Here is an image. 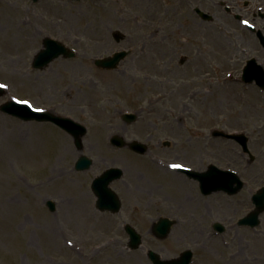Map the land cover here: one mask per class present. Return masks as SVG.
<instances>
[{
	"label": "rangeland",
	"instance_id": "374dc122",
	"mask_svg": "<svg viewBox=\"0 0 264 264\" xmlns=\"http://www.w3.org/2000/svg\"><path fill=\"white\" fill-rule=\"evenodd\" d=\"M13 1L0 0V85H3L0 88L4 90L0 106L12 100L27 101L35 109H49L56 115L71 118L84 125L88 133L83 138L82 149L78 150L72 136L54 125L25 123L0 110V123L4 128L27 127L26 139L10 143L11 152L23 149L25 141L32 145L35 139L45 146L29 164L17 162L18 159L13 158L15 153H11L7 173L0 174V178L7 181V188H13L15 202L27 204L24 211H15L13 224L7 226L0 197V264H50V260L55 261L54 264H58L57 261L152 264L147 256L149 250L160 254L164 260L192 250V264H264V212L258 227L238 225L254 208L252 196L264 187V93L242 84V73H227L233 69L231 61V66L222 63L224 72L221 69L218 72L217 65L212 64V68L208 63L203 74L197 72L200 64L197 58L204 57L200 54L206 47H211L215 55V52L223 53L224 47L220 44L214 52V38L197 44L199 40L193 39L182 24L181 9L176 10L171 0H149L152 4L142 6L140 11L136 9L137 0H124L126 4L129 2L127 9L117 10L115 20L109 17L106 20L110 23L104 30L106 40L103 42L93 39L96 26L105 28L98 17L92 18L88 4L69 0H47L46 3L45 0L34 8H15ZM53 4L62 5L60 11L71 16L79 11L83 15L53 25L54 22L48 20V7ZM150 7L152 13L148 14ZM178 28H185V35L176 33ZM117 29L126 35L120 44L111 36V31ZM48 36L75 50L76 57H61L42 70L34 69L33 60ZM150 42H159L157 51L146 50L152 45ZM119 49L131 50L132 54L117 70L105 71L94 66V59L107 57ZM183 58H186L184 64L181 63ZM159 70L166 74L152 77L157 82L143 76L146 71L157 74ZM139 89L146 91L148 97L152 94L161 97L154 109L146 107L148 102L137 101L141 94ZM163 91H167L166 99ZM99 102L104 105H98ZM139 109L144 112L138 122L126 124L121 119L123 113ZM149 111L154 113L146 114ZM214 129L246 134L254 160H250L236 142L213 138ZM117 134L128 142L146 143L149 152L140 156L114 148L109 144L110 138ZM4 138L0 130V150ZM65 141H69L74 154L60 156L62 164L52 173V162ZM164 141H169L170 147L163 149ZM82 155L93 164L89 170L77 172L75 164ZM153 159L160 161L169 172L158 175L152 167ZM209 164L236 172L245 182L243 189L234 196L223 192L203 196L198 182L172 167L181 165L204 171ZM112 167L127 172L113 185L122 198V218H99L91 210L94 198L90 184ZM128 171L134 174L138 171L141 175L136 184H130ZM174 175L192 186L187 196L189 203L184 204V198L176 194ZM145 179L155 182V188L146 190ZM68 182L77 183L78 194L92 195L85 202L90 203V214L82 215L79 227L72 219L71 209L76 204ZM6 185L0 180L1 189ZM48 200L56 204V212L47 208ZM130 216L137 219L130 221ZM160 217L176 221L165 240L157 239L152 233ZM191 217L196 220L191 224L193 228L187 225ZM215 223L224 226L223 233L217 234L213 229ZM125 224H132L143 237V246L136 251L128 249ZM48 229H52L51 232L55 229L61 235L59 240L73 246L74 240H78L82 247L67 249L59 242L55 251L48 249L43 233ZM88 240L93 245H89Z\"/></svg>",
	"mask_w": 264,
	"mask_h": 264
},
{
	"label": "flooded vegetation",
	"instance_id": "af4514ba",
	"mask_svg": "<svg viewBox=\"0 0 264 264\" xmlns=\"http://www.w3.org/2000/svg\"><path fill=\"white\" fill-rule=\"evenodd\" d=\"M43 1L45 0H39L38 2H34L33 0H15L12 2V5L15 6V8L24 7V6L34 8V6L36 7L40 6V3H43ZM171 1L173 2L172 6L173 7L176 6V10L178 8L181 9L182 14L184 15L183 16L184 18H182L183 19L182 24L185 25L191 31L190 32L188 30V34L193 39H197V41L199 40L197 44L201 45V43H205V41L210 40L207 38H214L212 39L214 43L221 44L222 47H224L223 53L222 52L217 53L215 52V50L218 48L214 47L213 45L214 47L213 49L214 52L216 53L217 58H215L214 60H210L208 62V65L214 68L212 64H215L217 65L218 69L216 70L218 72L219 69H221V71L224 72L225 65L222 63H225L226 65L228 64L229 66H231L232 64L233 69L231 68V70L240 74L244 71L245 67L251 62L252 66L255 67V69H258L261 73L259 74L258 70L254 72L255 73L254 76L256 77H253L254 81L253 84L252 83L250 84V86L252 88H259V89L262 88L258 82L262 81V73L264 74V0H171ZM77 2L88 4L92 11L91 12L92 18L96 19V17H98L101 20L100 21L101 25L105 28L102 29L98 26L94 28L95 31L92 32V36L93 39L96 40V42L98 41L103 42L104 40H106V33L104 32V30L108 29L107 25H109L110 23L106 21L108 17L112 20L113 19L115 20V18L117 17L116 15L117 10L125 11L128 7L127 5L129 4V2L126 4L124 0H82ZM113 3L115 4L113 5ZM50 8H53L55 10L58 9L60 10L63 8V6L62 5L58 6L56 4H53L48 7V12ZM114 31L115 30L111 31L112 38L114 37L113 36ZM218 35L220 36V39L216 38ZM150 43L152 45L148 46L149 48L146 50L150 52L157 51L159 42H150ZM129 51H130L129 55L132 54L131 50ZM146 53L148 54L149 52ZM202 66H203L202 64H199L197 69H200ZM132 89L133 88H129V90ZM139 90L141 94L140 96H138L137 101L148 102L146 107L154 109L155 104H157L160 101L159 99L160 96H157L156 94H152L151 97H148L146 91H143V89L142 90L139 89ZM163 92L165 93L164 97L166 99L167 91H163ZM171 92H172L171 94L173 95L174 90ZM131 112L135 113L138 116L137 118L138 121L139 118L142 117L144 111L142 109H139L137 111H131ZM148 113L153 114L154 111H149L146 114ZM121 119L122 120L124 119L123 115L121 116ZM162 120L166 121V118L163 117ZM170 145H171L170 142L164 141L163 149L170 147ZM125 149L131 151L132 153H135L129 148H125ZM136 172L137 173L134 174L133 172L128 171V173H130L129 176L131 178H134L135 176V179L139 180L141 178V175L139 174L138 171ZM179 173H181V175L183 176H186L188 179L192 180L190 176H188L187 174L182 172ZM126 174L127 172L124 171L123 169L122 177L113 180L110 184L111 190L115 192L118 196L120 195L118 191L113 187V185L118 181H120ZM131 178H130V184H133L131 183ZM90 191L94 198V200L92 201L94 216H99V218H103L106 216L107 217L120 216L118 218L119 219L122 218L121 214L123 207L121 209V212L117 214H113L110 212H102L98 210V208L96 207V202L99 197L91 186H90ZM119 198L122 201L121 196ZM125 215L127 217L128 213L125 212ZM131 216L129 217L130 221L137 219V217H131Z\"/></svg>",
	"mask_w": 264,
	"mask_h": 264
},
{
	"label": "water",
	"instance_id": "95a60500",
	"mask_svg": "<svg viewBox=\"0 0 264 264\" xmlns=\"http://www.w3.org/2000/svg\"><path fill=\"white\" fill-rule=\"evenodd\" d=\"M122 36L123 35L120 32H117L114 38H116L117 41H120ZM44 45L45 49L39 51V54L34 60L33 67L35 69H43L47 67L50 62H53L55 59L59 58L60 55L64 56L65 58H72L75 56L74 52L66 48V46L57 41H53L52 39L45 40ZM126 56L127 52L125 51L117 52L111 57L96 59L95 64L103 69H116ZM244 74V78L246 81L252 80L248 78L249 74L247 71ZM1 94L2 93L0 92V95ZM1 110L5 113L10 114V116H17L25 121L37 120L42 123L53 122L70 133L75 140L76 147L79 150L82 149V138L87 134V129L81 124L75 123L69 119L57 118L49 113L34 111L26 104L20 105L15 102L4 104L1 107ZM134 119V115L124 116V120L128 123H131L132 121H134ZM215 136H223V138L235 139L240 143L244 152L250 153L249 149L247 148L248 138L245 137L244 134L227 135L222 132H216ZM111 142L117 147H124L128 145L131 149L140 154H145L148 151V147L146 145L138 141L127 144L120 136H114ZM91 165L92 160H90L86 156H81L77 161L76 170L84 171L87 170V168H89ZM185 172L192 174V176H195L200 180L201 189L205 195L211 194L216 191H227L228 194L234 195L238 193L244 186V183L239 180L240 178L235 173L226 170H219L216 166L213 165L210 166L209 170H207V172L205 173H191V171L187 170H185ZM121 176L122 170L112 168L108 169L101 177H98L93 182V189L99 197L97 206L102 211L108 210L116 213L120 210V201L118 197H116L117 195L109 189V184L113 180L119 179ZM253 202L256 205V210L253 211L249 216L239 221L240 225H248L252 228H255L259 225V216L264 211V188H262L253 197ZM47 205L52 212L55 211V204L52 201H48ZM173 224V221L167 218H162L158 223L155 224L154 232L156 233L157 237L165 238L168 236ZM215 228L223 230L222 226L218 223ZM127 230L131 238V248H138L141 244V236L130 226ZM149 256L155 264H190L193 254L191 251H187L182 254L180 259L168 262L161 261L160 257L154 252H150Z\"/></svg>",
	"mask_w": 264,
	"mask_h": 264
},
{
	"label": "bare ground",
	"instance_id": "6f19581e",
	"mask_svg": "<svg viewBox=\"0 0 264 264\" xmlns=\"http://www.w3.org/2000/svg\"><path fill=\"white\" fill-rule=\"evenodd\" d=\"M148 3L152 4V2L149 0H137V2L135 4L136 9H139L138 11H140V10H142V6L146 7ZM158 9L161 10V8H159V7H158ZM147 13L148 14L152 13V7H150L148 9ZM82 15H83V13L80 14V11L76 12L74 15L71 16L70 14L61 12L59 9L55 10L53 8H50L48 20H51L52 23L54 22L53 25H60V24H64L66 22H69L70 18H77V17L80 18V16H82ZM182 29L183 28L176 29V31H177L176 33H180L181 35L185 34L186 30L185 29L182 30ZM213 45L216 48L220 47V44H218V43H214ZM205 49H206V51L203 54H200V55H203L204 57L198 56V58H197V61L200 62V64H203V68L197 69V72H201V74H203L204 66H206V64L210 60H214L215 58H217V56L215 54H213L211 47L208 46ZM162 74H166V72L164 70H159L157 72V74H153L151 71H146V72H144L143 76H148L152 81L157 82L156 78L153 79L152 77H154V76L159 77ZM58 93H61V92H58ZM61 94H63V93H61ZM58 96L60 99V95H58ZM61 98H62V96H61ZM98 105H104V104L102 102H99ZM26 129H27V127L25 125H22V126H13V127H11V130H8L7 128H4V125L2 124V122L0 123V130H2V136L5 137L4 138L5 139L4 144L0 150V153L2 154L0 156V174L7 173V168L9 165L8 162L10 160L9 157H12L11 153H15L13 151L12 152L10 151V148H9L10 143L13 142L15 139H19V140L26 139V138H24L25 137L24 133L26 132ZM27 143L28 142L25 141L23 143V146H22L23 149H21L20 151H18L17 153H15L13 155V158L18 159L17 162L18 161H21V162L24 161V163H27V164L33 163L32 159L34 158V155L40 154L44 151L45 146H43L42 142L39 139H35L33 141L32 145L30 143L29 144H27ZM73 154L74 153H73L72 149L70 148L69 141H65L63 143V145L59 148L56 159L52 162V167H53L52 173H56L58 171L57 167H59L62 164L61 158H59L60 156L63 155L66 157V156H71ZM42 163L45 164L46 160H43ZM152 163H154V165L152 167L155 168V171L158 173V175L162 176L161 173L167 174L169 172L166 167L164 169V167L162 165L158 164L157 161H154ZM164 172H166V173H164ZM69 175H70V173H69ZM174 177H175V179L173 181V185L176 188V194H178L179 196L184 198V204H185V202L189 203L187 196L190 195V193L192 191V186L188 183V181L184 180L183 178L180 179L176 175H174ZM159 178H161V177H159ZM0 180L5 185L7 184V181H5L4 179L0 178ZM135 180L136 179L134 176V178H131V183L134 184ZM136 181H138V180H136ZM141 181H140V183H141ZM143 182H144V184H146V187H144L146 190H152L155 188V184H156L155 182H153V181L150 182L149 180H146V179ZM67 186L69 187L70 191L72 193H74L73 200L75 201L74 203L76 204V206L71 209L73 214H74L72 219L74 221V224L77 225V227H79V226H81L82 221H83L82 215H86V214L89 215L90 214V203L85 204V202L89 201V199L91 198V195H88V193H85V192L84 193L80 192L78 194L77 183L68 182ZM7 187H8L7 185L4 187V189L3 188L1 189V187H0V197H1V205H2L1 209L4 213V216H3L4 221H7L6 225L11 226L14 222L12 219V215L15 213V211H18V210L24 211L25 209H27V204H20L18 202H15L16 197L13 196V188L11 186H9L11 188H7ZM76 192H77V194H76ZM91 210L94 211L93 207L91 208ZM90 221H91V219H90ZM86 222L87 221H85V223ZM194 222H196L195 218L191 217L188 220L187 225H189V226H191V228H193V226L191 224ZM78 224H80V225H78ZM51 231H52V229H48L46 231L45 230L43 231V233H45L44 237L46 239L45 244H46L48 249L55 251L59 242H61V244L64 247H67V249L68 248L73 249V247L74 248L82 247V244H80V242L78 240H77V242L74 240V246H73L69 243H65L64 242L65 240H63V241L59 240L58 236L60 237L61 235L59 233H57L55 231V229H54V232H51ZM99 241H102V240H99ZM175 241L177 243H179L176 239H175ZM88 244L93 245V243H90L89 240H88ZM30 247H32L31 244H30ZM28 248H29V245H28ZM54 262L55 261L50 260V264H54ZM56 263L66 264L65 262H60V261H57ZM42 264H44V262ZM45 264H46V262H45Z\"/></svg>",
	"mask_w": 264,
	"mask_h": 264
},
{
	"label": "snow or ice",
	"instance_id": "6c2138e0",
	"mask_svg": "<svg viewBox=\"0 0 264 264\" xmlns=\"http://www.w3.org/2000/svg\"><path fill=\"white\" fill-rule=\"evenodd\" d=\"M0 87H3V85H0ZM21 103H27V101H21ZM39 111V109H38ZM173 168H179L181 165H172Z\"/></svg>",
	"mask_w": 264,
	"mask_h": 264
}]
</instances>
